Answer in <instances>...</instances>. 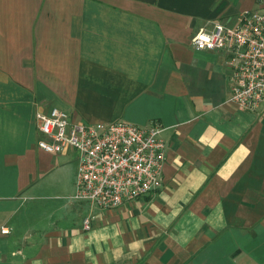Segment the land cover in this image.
<instances>
[{
    "label": "crops",
    "instance_id": "1",
    "mask_svg": "<svg viewBox=\"0 0 264 264\" xmlns=\"http://www.w3.org/2000/svg\"><path fill=\"white\" fill-rule=\"evenodd\" d=\"M246 10L264 0H0V264H264V103L238 109L227 53L191 45ZM50 107L159 124L160 186L74 198L77 151L37 144Z\"/></svg>",
    "mask_w": 264,
    "mask_h": 264
},
{
    "label": "built area",
    "instance_id": "2",
    "mask_svg": "<svg viewBox=\"0 0 264 264\" xmlns=\"http://www.w3.org/2000/svg\"><path fill=\"white\" fill-rule=\"evenodd\" d=\"M196 50L227 53L228 100L244 111L264 103V11H242L233 25L215 21L191 37ZM38 147L59 153L72 147L78 153L74 198L100 208H114L143 197L162 181L166 158L163 128L157 123L139 126L127 121L74 122L58 107L36 112ZM83 227H90L86 218ZM7 233L6 227H1Z\"/></svg>",
    "mask_w": 264,
    "mask_h": 264
}]
</instances>
